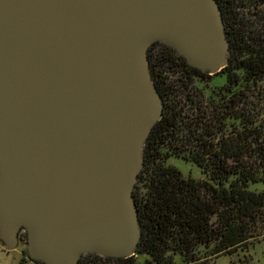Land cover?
<instances>
[{"label": "water", "instance_id": "obj_1", "mask_svg": "<svg viewBox=\"0 0 264 264\" xmlns=\"http://www.w3.org/2000/svg\"><path fill=\"white\" fill-rule=\"evenodd\" d=\"M215 74L231 53L217 0H0V241L43 264L126 258L133 195L163 98L148 48Z\"/></svg>", "mask_w": 264, "mask_h": 264}, {"label": "trees", "instance_id": "obj_2", "mask_svg": "<svg viewBox=\"0 0 264 264\" xmlns=\"http://www.w3.org/2000/svg\"><path fill=\"white\" fill-rule=\"evenodd\" d=\"M217 2L231 50L219 72L190 66L162 42L148 48L164 106L133 189L136 253H84L77 264H197L264 239V0ZM171 157L195 163L202 177L184 175Z\"/></svg>", "mask_w": 264, "mask_h": 264}, {"label": "rangeland", "instance_id": "obj_3", "mask_svg": "<svg viewBox=\"0 0 264 264\" xmlns=\"http://www.w3.org/2000/svg\"><path fill=\"white\" fill-rule=\"evenodd\" d=\"M213 83L222 84L224 83V78L222 76H216L212 79ZM206 92V90H205ZM169 163L176 165L184 175H191L195 178H201L202 173L200 168L192 162L185 161L181 158L171 157ZM23 244L18 243L16 250H20ZM15 250V251H16ZM205 250V249H203ZM5 247L0 241V264H19V257L22 256L20 251L15 259L11 255V252L6 254ZM13 253V252H12ZM208 254V253H207ZM214 259V260H213ZM264 264V239H259L254 241L247 249L244 251L236 252L234 254H224L212 257L211 259L207 256L202 257V261L197 264ZM176 264H182L180 260L177 259Z\"/></svg>", "mask_w": 264, "mask_h": 264}, {"label": "flooded vegetation", "instance_id": "obj_4", "mask_svg": "<svg viewBox=\"0 0 264 264\" xmlns=\"http://www.w3.org/2000/svg\"><path fill=\"white\" fill-rule=\"evenodd\" d=\"M24 245L25 244H23L21 247H19V249H20L19 251L22 254V256L19 257V262L18 263L19 264H39V261H36V260H34V259L29 257L27 251H26V253L24 252V250H26ZM16 249H18V248L16 247ZM19 251L18 250H16V251L15 250L14 251L10 250L9 251V250L5 249L4 252H6V254L11 252V255L13 256V259H15L16 255L17 256L19 255L18 254Z\"/></svg>", "mask_w": 264, "mask_h": 264}]
</instances>
